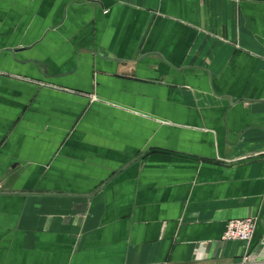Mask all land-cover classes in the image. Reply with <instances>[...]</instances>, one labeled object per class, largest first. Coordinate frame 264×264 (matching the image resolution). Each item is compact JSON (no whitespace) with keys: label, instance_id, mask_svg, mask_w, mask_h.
<instances>
[{"label":"crops","instance_id":"obj_1","mask_svg":"<svg viewBox=\"0 0 264 264\" xmlns=\"http://www.w3.org/2000/svg\"><path fill=\"white\" fill-rule=\"evenodd\" d=\"M252 218L249 242L224 239ZM264 258V0H0V264Z\"/></svg>","mask_w":264,"mask_h":264},{"label":"built area","instance_id":"obj_2","mask_svg":"<svg viewBox=\"0 0 264 264\" xmlns=\"http://www.w3.org/2000/svg\"><path fill=\"white\" fill-rule=\"evenodd\" d=\"M256 227V220L252 218L234 219L228 222L224 239L249 242ZM231 264H264V258L258 259L253 256H243L241 261Z\"/></svg>","mask_w":264,"mask_h":264}]
</instances>
